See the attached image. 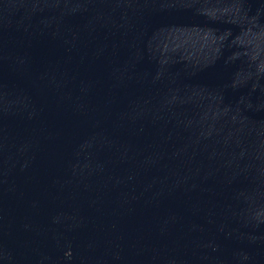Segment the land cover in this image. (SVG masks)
Instances as JSON below:
<instances>
[{
  "label": "water",
  "instance_id": "water-1",
  "mask_svg": "<svg viewBox=\"0 0 264 264\" xmlns=\"http://www.w3.org/2000/svg\"><path fill=\"white\" fill-rule=\"evenodd\" d=\"M0 264H264V0H0Z\"/></svg>",
  "mask_w": 264,
  "mask_h": 264
}]
</instances>
